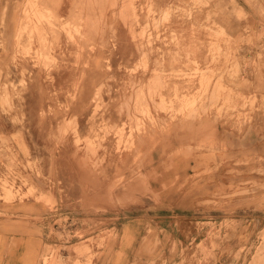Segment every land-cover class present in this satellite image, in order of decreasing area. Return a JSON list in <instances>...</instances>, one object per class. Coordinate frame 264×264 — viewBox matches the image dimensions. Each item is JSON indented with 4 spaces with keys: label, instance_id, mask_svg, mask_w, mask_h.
<instances>
[{
    "label": "rangeland",
    "instance_id": "rangeland-1",
    "mask_svg": "<svg viewBox=\"0 0 264 264\" xmlns=\"http://www.w3.org/2000/svg\"><path fill=\"white\" fill-rule=\"evenodd\" d=\"M1 1L9 243L40 237L38 264H113L123 224L162 207L188 212L190 230L179 236L177 221L178 236H161L149 223L126 264H264V224L252 219L264 156H229L216 136L219 123L264 121V0H70L66 16L62 0H20L11 34L14 5ZM96 58V83L80 96Z\"/></svg>",
    "mask_w": 264,
    "mask_h": 264
},
{
    "label": "crops",
    "instance_id": "crops-1",
    "mask_svg": "<svg viewBox=\"0 0 264 264\" xmlns=\"http://www.w3.org/2000/svg\"><path fill=\"white\" fill-rule=\"evenodd\" d=\"M10 6L14 5L13 9H10L8 12V32L11 34L14 32V29L17 27V20L20 19L15 10L16 3L20 0H8ZM3 0L1 1V3ZM71 7L70 0H62L61 6L59 10L62 12L63 16L69 14V10ZM102 58L93 59L90 63V68L88 71V78L84 80L82 85V94L80 96L85 97L87 92H90L93 89V86L96 83L97 78V62L99 63ZM255 77L250 74L244 77L240 83L245 92H249L252 88V84L256 83ZM234 89H238L236 86L230 85ZM256 114V113H255ZM208 128L211 126V122L213 119L207 118ZM254 123H250L244 126H235L227 123H219L217 124V137L222 140V143L229 148L228 155L234 158H243L246 156H264V121L260 120ZM213 127V126H212ZM179 133L177 134V137ZM208 137L212 135L211 133H207ZM16 140L19 144L20 149L23 152L28 151V146L22 137V135H18ZM189 159L179 156L175 159L178 162V168L183 170L186 167L185 163ZM153 161H161V155L154 150L153 153ZM192 161V160H191ZM193 161H197L196 159ZM256 164L255 166H258ZM185 166V167H184ZM184 171V170H183ZM253 179H256L258 182H264V173H255L253 175ZM225 184V183H224ZM146 187L149 189L150 186L146 184ZM172 189V188H170ZM169 189V190H170ZM255 195L258 197H264V190L257 191ZM256 197V196H255ZM121 199V198H119ZM122 200V199H121ZM182 202L179 198H176L175 201ZM186 200V199H185ZM194 199L192 198V202ZM108 199H106V203ZM174 202V201H170ZM258 205L254 208V221H260V223L264 224V205ZM188 212H183L182 210L177 211L174 210L172 213L168 214V210L166 208L158 207V209L154 208L153 210H149L148 212L141 213L137 215L135 218L127 220L126 223L123 224V230L125 226L128 227V231L126 233L122 232L120 247L114 253L113 256V264H126L128 253L137 247V243L140 238L144 235L147 225L151 223L156 230L162 235L165 232H169L170 234L176 235L180 233L179 236H184V230L188 227L190 230L191 215ZM178 217V218H175ZM179 221V225H181V231L179 232V226L177 224ZM184 228V229H183ZM6 235L1 234L0 232V264H38L40 254L43 250V240L40 237H35L31 234L25 236H16L15 243H9L6 239Z\"/></svg>",
    "mask_w": 264,
    "mask_h": 264
},
{
    "label": "bare ground",
    "instance_id": "bare-ground-1",
    "mask_svg": "<svg viewBox=\"0 0 264 264\" xmlns=\"http://www.w3.org/2000/svg\"><path fill=\"white\" fill-rule=\"evenodd\" d=\"M102 10H103V9H102ZM92 12H93V11H92ZM88 16H89V15H88ZM88 23H89V22H88ZM88 25H89V24H88ZM90 28H92V27H90ZM90 28H89V29H90ZM87 30H88V29H87ZM99 41H100V40H99ZM102 43H103V42H102ZM98 44H99V43H98Z\"/></svg>",
    "mask_w": 264,
    "mask_h": 264
}]
</instances>
